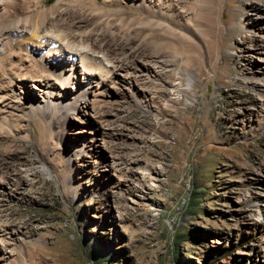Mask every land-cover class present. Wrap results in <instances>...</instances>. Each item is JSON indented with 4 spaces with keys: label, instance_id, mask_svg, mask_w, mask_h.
<instances>
[{
    "label": "rangeland",
    "instance_id": "rangeland-1",
    "mask_svg": "<svg viewBox=\"0 0 264 264\" xmlns=\"http://www.w3.org/2000/svg\"><path fill=\"white\" fill-rule=\"evenodd\" d=\"M118 1L158 74L0 98V264H264V0Z\"/></svg>",
    "mask_w": 264,
    "mask_h": 264
},
{
    "label": "bare ground",
    "instance_id": "bare-ground-1",
    "mask_svg": "<svg viewBox=\"0 0 264 264\" xmlns=\"http://www.w3.org/2000/svg\"><path fill=\"white\" fill-rule=\"evenodd\" d=\"M49 1L0 0V98L6 99L3 105L18 107L13 99L7 101L12 94L14 99H27L26 109L31 114L45 107L53 115L64 107L62 102H68L69 92L75 96V109L84 94L94 86L102 87L111 77L123 76L121 79L133 83L144 75L158 74L155 63L159 61L152 63L156 61L154 54H137L135 42L127 34L116 37L113 24L99 6L100 0H57L50 6ZM112 1L103 0L105 5ZM164 1L169 3L170 11L155 10L148 0H119L118 4L173 20L174 3ZM186 80L188 85L193 84L190 76ZM29 82L33 88L46 90L42 103L28 92ZM1 123L8 125L10 120L1 117Z\"/></svg>",
    "mask_w": 264,
    "mask_h": 264
}]
</instances>
